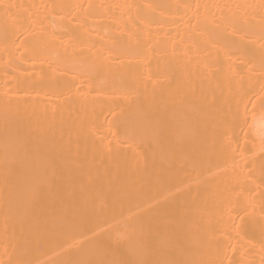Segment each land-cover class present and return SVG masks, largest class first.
<instances>
[{"label": "bare ground", "instance_id": "bare-ground-1", "mask_svg": "<svg viewBox=\"0 0 264 264\" xmlns=\"http://www.w3.org/2000/svg\"><path fill=\"white\" fill-rule=\"evenodd\" d=\"M0 264H264V0H0Z\"/></svg>", "mask_w": 264, "mask_h": 264}]
</instances>
